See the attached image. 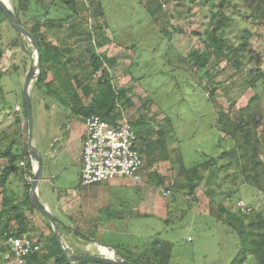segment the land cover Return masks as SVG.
<instances>
[{
	"label": "rangeland",
	"instance_id": "1",
	"mask_svg": "<svg viewBox=\"0 0 264 264\" xmlns=\"http://www.w3.org/2000/svg\"><path fill=\"white\" fill-rule=\"evenodd\" d=\"M100 1L103 18L95 21L88 11H83V19L87 20L80 21L76 26L92 31L94 39L104 42L97 48V52L105 62V59H113L112 66L104 62L102 73L111 77V83L116 89H124L125 96L131 101V107L122 112V119L129 122L144 117L146 122L142 128H147L144 138L154 142L155 149L159 148L156 132L161 129L164 135L160 138H165L161 146L164 147L163 152L167 159L161 160L160 155L155 154L153 157L155 162L150 167L146 166L143 160L140 183L115 179L107 182L109 185L96 186L94 192L99 197L97 202L100 203L95 205L93 211L87 214L83 212L84 220L92 224L90 220H94L95 216L106 218L111 214L112 217L105 221V224L93 222L94 226L91 228L93 231L83 227L79 229L95 241L115 248L122 256L149 260L153 257L152 250L156 249L162 253V247L166 245L169 246L168 260L159 264H229L237 253V242L231 229L214 220L210 214L208 196L205 194L206 185L210 188L212 186L216 193L225 192L226 189L220 187L223 177L228 172H218L221 180L216 183L213 180L209 183L205 179L201 180L195 188L194 196H191L184 182L186 178L184 170L193 164L201 166L211 158H220L223 152L234 145L226 141L221 130L224 121L218 123V118L222 114H228L232 121L235 120L237 111L246 106L255 91L245 89L242 80L238 79L234 84L229 79L233 70L227 68L222 75L216 76L215 83L219 84H215L216 91L211 96L210 84L204 77V72L197 73L193 68H187V65L180 62L181 58L188 59L186 57L191 49H204L202 41L216 24V21L211 20L213 8L210 3L202 4V0ZM225 13L237 18L239 10L230 7L225 9ZM236 23L238 25L231 29L229 37H232V31L236 35L238 30H245L249 34L247 46L256 54L254 57L258 56L261 60V69L264 72V28L257 29L250 24L251 22L242 19L236 20ZM95 26L102 31L100 32L98 27L95 29ZM3 28L0 26V38L4 45L2 47L4 50L16 49L18 70L11 71V66L9 67L6 61L3 64L1 60L0 113L7 112L15 103L16 85L20 95L18 98L22 102L21 77L24 62L28 60L26 50L20 43L23 38L16 43V45L19 43V46L12 47L15 41L10 38L18 35L9 25L4 28L6 32ZM195 33L201 34L200 38ZM74 48L72 55L76 56L78 45ZM29 49L31 52L32 49L30 47ZM3 55L6 56V52ZM9 62L12 63V60ZM224 66L222 63L220 67ZM3 68H6L5 72L2 71ZM247 72L248 69H245L243 73ZM57 74L58 70L52 68L47 81L54 80ZM100 75L101 72L97 77ZM41 96L45 101L53 98L45 87L34 91L32 95L34 117L38 114L42 117L44 114L43 102L39 99ZM78 96L82 103H88L89 99L85 98L80 90ZM68 97L67 102L70 101ZM59 102L54 101V107L47 104V114L42 118L46 130L49 123H53L51 127H63L66 124L64 114L71 105ZM249 111L254 115L263 116V100ZM25 122L26 118L24 131L27 128ZM36 127L37 125L34 126L35 132ZM218 136L223 137L219 144ZM143 146L144 144L139 142V147ZM140 155L143 158L141 153ZM262 161L264 164V159ZM220 164L227 163L221 161ZM261 165L260 162L255 167L260 173ZM252 167L249 166L248 169L251 170ZM211 169L212 164H207L206 168L199 170V174L204 173L207 178L211 175ZM151 172L164 178L162 186L148 182V175ZM63 175L52 184L44 186L41 184V199L47 200L51 207L63 198L65 189L59 187ZM65 176L67 174L64 175V179ZM71 181L73 184L74 181ZM167 186L173 188L186 186V189L176 193L172 189L167 190ZM73 191L79 196L85 191L78 187V180L67 191L69 196ZM175 193L177 195L174 202L172 195ZM235 199L241 200L239 203L249 205L251 211L264 215V195L257 191L242 187L235 193ZM54 214L61 217L64 223L73 224L71 219L59 216V211H55ZM45 222L52 228L47 219ZM58 228L60 233L70 235L71 239L79 238L61 226ZM51 236L48 231L46 239H50ZM41 243L46 245L48 240L42 239ZM78 244L84 245L85 241H79ZM87 249L88 252H85L75 247L74 252L100 255L99 247L91 246ZM0 264L10 263L0 258Z\"/></svg>",
	"mask_w": 264,
	"mask_h": 264
},
{
	"label": "trees",
	"instance_id": "2",
	"mask_svg": "<svg viewBox=\"0 0 264 264\" xmlns=\"http://www.w3.org/2000/svg\"><path fill=\"white\" fill-rule=\"evenodd\" d=\"M201 3L211 4L213 8L211 20L216 21V24L202 41L204 49H191L186 57L188 59L180 57V62L187 65V68H193L197 73L204 72L203 75L210 84L209 94L211 96L216 91L215 84H219L215 83L216 76L222 75L227 68L233 70L229 79L234 84L238 79L242 80L245 89L250 88L255 92L246 106L237 111L235 120L232 121L228 114H222L218 118V123L224 121L223 125L221 124V130L225 134L226 141L234 145L223 152L220 158H211L201 166L193 164L184 170L186 175L184 182L187 184L189 194L194 196L195 188L201 180L205 179L207 183L213 180L216 183L221 180L218 172H228L223 177L220 187L225 188V192L216 193L212 186L210 188L206 185L205 194L211 206L210 214L217 223L224 224L232 230L231 233L237 242V253L229 264H264V215L256 211L243 214L237 207V203L241 200L235 199V193L242 187L264 195V164L262 163L264 159V115H254L249 111L255 105L258 106L262 100L264 102V72L261 69V60L258 56L254 57L256 54L247 46L249 34L245 30H238L236 35L232 31V37H229L231 29L237 27L236 20L239 19L251 22L250 24L257 29L264 28V0H202ZM230 7L234 10L238 8L237 18L225 13V9ZM83 11H88L95 21L103 18L104 15L100 0H16L13 6V12L19 23L38 43L40 76L34 83L35 89L47 88L48 93L55 100L64 105H71L73 114L77 117L84 119L97 115L109 123H115L122 119V112L128 110L132 104L125 96L124 89H116L111 83V77L102 73L105 61L97 52V48L104 42L94 39L91 35L92 31L76 26L80 21L86 22L87 20L83 19ZM1 21H6V19L0 11ZM96 27L98 26L94 28ZM98 30L102 31L99 27ZM195 34L200 38L201 34ZM20 43L24 48V40ZM76 45H78V52L76 56H73ZM16 46H19V43ZM3 54L4 51L0 49V61ZM105 60L106 64L113 65V59ZM222 63L225 64L223 68L220 67ZM209 65L212 67L209 68ZM52 68H56L58 74L54 80L47 81ZM244 68L248 69L247 74L243 73ZM99 72L101 75L97 77ZM53 88L56 90L54 91ZM79 90L85 98L89 99L87 105H83L78 96ZM67 96H69V102L66 101ZM22 118L25 121L24 113ZM14 122L19 127L21 119L15 116ZM145 122L144 117L129 121L137 132L138 142L144 144L143 147H139L143 155L141 158L146 166L150 167L155 162L153 160L155 154H159L161 160L167 159L163 152L164 147L161 146L165 138H160L156 132L159 148L155 149L154 142L144 138L147 128H142V125ZM18 133L21 138V130L18 129ZM217 138L218 144L221 143L223 137L218 136ZM0 160L5 161V165L0 170V194L2 195L0 238L10 232L21 236L27 232L26 210L34 211L29 206L27 198L30 186L23 180L25 175L31 174L30 157L25 147L16 153L13 142H10L4 148L0 147ZM21 161H25L24 167L19 165ZM221 161H226L227 164H220ZM260 162L262 173L255 168ZM210 163L212 164L211 175L206 178L204 173L199 174V170L206 168ZM249 166H253L251 170L248 169ZM213 172L215 174H212ZM11 176H18L24 183L25 193L16 203L14 202L17 201L16 194L13 197L10 194L7 195L6 185ZM148 182L162 186L164 178L151 172L148 175ZM186 186H176V189L167 186V190L172 189L179 193L186 189ZM176 193L172 195L174 202ZM48 227L52 235L48 244L44 245L39 253L28 257L25 264H73L60 251L52 228L49 225ZM161 251L163 252L152 250L153 257L149 260H143L141 257L121 256L133 264H159L161 261L168 260L169 246L164 245Z\"/></svg>",
	"mask_w": 264,
	"mask_h": 264
},
{
	"label": "crops",
	"instance_id": "3",
	"mask_svg": "<svg viewBox=\"0 0 264 264\" xmlns=\"http://www.w3.org/2000/svg\"><path fill=\"white\" fill-rule=\"evenodd\" d=\"M2 1L5 4H7L13 11V6L15 5L16 0H2ZM0 26L6 28V26L8 25L6 21H1ZM4 31L6 32V29H4ZM20 38H19V34L18 36H15V37L12 36L10 38L11 40L15 41V44L12 47H16V42H18ZM2 46L4 47L3 41L0 38V49L4 50ZM24 48L26 50L28 60L27 62H24V70H23V75L21 77L23 82H24L26 72L28 71V68L30 66V63L33 57L31 53L32 51L30 52L29 47L24 46ZM4 52H6V54L8 52L10 53V57L6 59L7 65L9 67L11 66L10 70L11 71L18 70V64H17L18 59L17 57H15L16 49L6 48ZM10 60H12V63L9 62ZM7 72L9 73V68ZM34 83L35 82L32 83L31 90H30L31 105H32V95L34 91H37L35 90ZM15 95L17 98L13 106L9 108L10 110H8L7 112L4 111L0 113V147L4 148L10 142L11 143L13 142V147H15V152L19 153V151L24 149V147L27 150V128L24 132V128H23L24 120L22 118V115L24 112L23 102H20L18 98L20 97V95L18 94L17 85L15 87ZM21 98H22V95H21ZM39 99L42 100L43 102L42 110L44 114L42 115V117L39 114L36 115L37 118L34 117L33 107H32L34 132L32 133V139H31L32 149L35 152L39 153L43 159L42 178L37 187V195H38L39 201L46 207V209L51 213V215H53L55 218H57L60 221L61 224L59 226L68 230L69 232L76 234L79 237L78 239H71L70 235L60 233L66 247L70 251H72L74 254L83 255L80 253H75L74 252L75 247L76 248L78 247L79 249L84 250L85 252H88V249H87L88 247L95 246L94 244H92V242L89 239H91L92 241H95V239H93L91 236H88L85 232L81 231L79 227H83V229L93 231L91 230V228H93L94 226L93 222L94 223L102 222L103 224H105L106 223L105 221H108L110 217H112L111 214L107 215L106 218H99L95 216L94 220H90V222L92 221V224L84 220V213L87 214L88 212L93 211L95 205L100 203V202H97L99 197L94 192V190L96 189L95 187L99 185H109V183L104 182V183L93 184V185H89L85 187H82L80 185L81 150H82V142H83L84 133H85L84 131L85 130V125H84L85 118L83 119L81 117L75 116L70 106L67 108L68 110L67 113L64 114L66 118V124L63 127L54 126L56 127L54 128L53 126L51 127V124L53 125V123H49V128L48 130H46V127L42 123V118L45 114H47V111H48L47 104L53 105L54 107L55 106L54 101L56 100L52 98V100L50 99L48 101H45L42 96L39 97ZM15 105H19L21 107L20 112H16L14 110ZM83 105H87V104L83 103ZM15 116H18L21 119L19 127L15 125V122H14ZM35 125H37L36 132L34 128ZM18 129L21 130L22 132L21 138L18 133ZM31 161L34 162V160L30 158V162ZM21 162L25 163V161H21ZM4 165H5V161L0 160V170L2 169ZM63 174L64 175L67 174V176H65L66 179H64ZM61 175H63L64 180L62 179V181H60L59 187L65 189L63 193V198L59 199V201L55 204V206L51 207L50 203L47 200L41 199L42 191L40 187H41V184L43 186L45 184H52ZM26 177H28V175L24 176L23 178L24 181ZM30 177H32V173L30 174ZM71 180L74 181L73 184L75 183L76 180H78V187L80 189L85 190L82 195L79 196L75 193V191H73L71 196H69V193H67V191L71 188V186H73ZM6 187L8 188L7 195L10 194L11 197H13L14 194L17 195L16 196L17 201L15 200L14 201L15 203L18 202V199L23 197L25 193L24 183L22 179H20L18 176L9 177ZM1 200H2V195L0 194V205H1ZM55 211H59V216L65 217L67 219H71V222L73 224L64 223L61 217H57L54 214ZM139 214L141 215V213ZM142 215H145V214H142ZM26 217H27V232L25 233V235H27L34 242H37L41 246V248H43L44 244L41 243L42 239L49 240V239H46L47 232L49 231V227L47 226L45 222L46 218L41 214L39 215V212H37L36 210H34L33 212L26 210ZM73 229L83 234L84 236H81L78 233H75ZM2 241H3V238H0V246L2 244ZM79 241L80 242L85 241V244L80 245L78 244ZM97 243H100V242H97ZM96 247L98 248V246Z\"/></svg>",
	"mask_w": 264,
	"mask_h": 264
},
{
	"label": "built area",
	"instance_id": "4",
	"mask_svg": "<svg viewBox=\"0 0 264 264\" xmlns=\"http://www.w3.org/2000/svg\"><path fill=\"white\" fill-rule=\"evenodd\" d=\"M8 57H10L9 52L1 59L3 64ZM2 71L5 72L6 68ZM14 110L20 112L21 107L15 105ZM84 125L80 185L85 187L115 179H127L140 183L143 160L139 153L137 132L130 123L125 119L109 123L100 116L91 115L85 118ZM19 165L24 167L25 163L20 162ZM34 171L35 163L31 161L30 173ZM25 181L30 186L32 177L28 175ZM237 207L243 214L251 212V209L242 202H238ZM40 251L41 246L27 235L17 236L12 232L4 235L0 246L2 260L10 264H25L28 257ZM109 252L110 257L112 252Z\"/></svg>",
	"mask_w": 264,
	"mask_h": 264
},
{
	"label": "water",
	"instance_id": "5",
	"mask_svg": "<svg viewBox=\"0 0 264 264\" xmlns=\"http://www.w3.org/2000/svg\"><path fill=\"white\" fill-rule=\"evenodd\" d=\"M0 11L3 13L7 24L17 33L19 34L24 42L26 47H30L32 49V55L33 59L30 63V66L28 68V71L26 72L23 86H22V102H23V111L26 118V127H27V152L31 159L35 162V171L32 173V183L29 188L28 193V202L32 209L39 212L41 215H43L48 222H50L52 229H53V236L55 239V242L60 249V251L63 253V255L66 257V259L70 263H100V264H133L129 261H127L125 258H123L115 248L106 246L102 243H97L95 241H92L89 239L92 244L98 247H103L109 251L112 252V256H105L100 253L99 256H95L93 254L89 255H78L74 254L72 251H70L64 241L63 238L59 232L58 226L61 224L60 221L55 218L51 213L46 209V207L39 201L38 195H37V187L41 181L42 178V170H43V159L42 156L35 152L31 147V139H32V130H33V114H32V105H31V95L30 90L32 83L37 81V79L40 76V54H39V47L37 41L34 39V37L29 33L27 29H25L17 20L15 17L14 12L12 9L5 4L2 0H0ZM157 134L159 137H162L164 135L163 131L161 129L157 130ZM72 230V229H71ZM75 233H78L81 236H84L83 234L77 232L73 229Z\"/></svg>",
	"mask_w": 264,
	"mask_h": 264
},
{
	"label": "bare ground",
	"instance_id": "6",
	"mask_svg": "<svg viewBox=\"0 0 264 264\" xmlns=\"http://www.w3.org/2000/svg\"><path fill=\"white\" fill-rule=\"evenodd\" d=\"M98 250H99L102 254H104V255H106V256L111 255L110 252H109L107 249L103 248V247H100Z\"/></svg>",
	"mask_w": 264,
	"mask_h": 264
}]
</instances>
